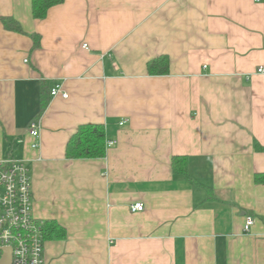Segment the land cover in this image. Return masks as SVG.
I'll use <instances>...</instances> for the list:
<instances>
[{
  "label": "crops",
  "instance_id": "crops-1",
  "mask_svg": "<svg viewBox=\"0 0 264 264\" xmlns=\"http://www.w3.org/2000/svg\"><path fill=\"white\" fill-rule=\"evenodd\" d=\"M0 16L24 33L0 23V159L25 164L34 216L64 231L44 264H264V0H63L39 20L0 0ZM160 55L168 74L148 75ZM92 124L114 144L66 159Z\"/></svg>",
  "mask_w": 264,
  "mask_h": 264
},
{
  "label": "built area",
  "instance_id": "built-area-1",
  "mask_svg": "<svg viewBox=\"0 0 264 264\" xmlns=\"http://www.w3.org/2000/svg\"><path fill=\"white\" fill-rule=\"evenodd\" d=\"M258 72L264 74V67L259 68ZM50 95L62 98L67 96L58 85L51 88ZM27 132L37 140L38 121L31 120ZM113 144L114 142L109 141L106 146ZM31 147L37 148V142H33ZM142 209V203L130 206L131 212H140ZM252 224L253 219L246 216L243 231L248 232ZM43 246L42 221L34 216L32 210L29 171L23 162L10 156L0 159V260L4 256V250L9 249V264H44Z\"/></svg>",
  "mask_w": 264,
  "mask_h": 264
},
{
  "label": "trees",
  "instance_id": "trees-1",
  "mask_svg": "<svg viewBox=\"0 0 264 264\" xmlns=\"http://www.w3.org/2000/svg\"><path fill=\"white\" fill-rule=\"evenodd\" d=\"M63 0H30V11L33 19H43L50 7L61 4ZM0 23L5 30L24 34L19 23L11 16H0ZM33 46L37 47L38 35L31 34ZM146 70L150 76H163L168 74L169 61L166 55L157 56L146 63ZM43 93L44 88L41 87ZM43 98V97H42ZM47 101L40 102L38 114L45 108ZM256 151H264V148L257 144L254 146ZM106 151V134L104 126L101 124L80 125L76 132L68 139L65 147L66 159H97L102 158ZM173 174L187 175L186 158L183 156H174L170 162ZM255 184H264V173L254 174ZM206 189V188H205ZM42 230L45 239L64 238V231L53 222L42 223Z\"/></svg>",
  "mask_w": 264,
  "mask_h": 264
},
{
  "label": "water",
  "instance_id": "water-1",
  "mask_svg": "<svg viewBox=\"0 0 264 264\" xmlns=\"http://www.w3.org/2000/svg\"><path fill=\"white\" fill-rule=\"evenodd\" d=\"M10 263V252L9 249L4 250V256L0 260V264H9Z\"/></svg>",
  "mask_w": 264,
  "mask_h": 264
}]
</instances>
